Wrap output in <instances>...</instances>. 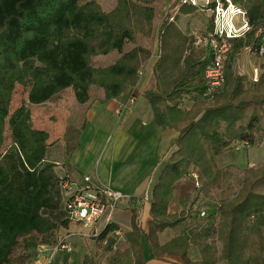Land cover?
<instances>
[{"label": "trees", "instance_id": "16d2710c", "mask_svg": "<svg viewBox=\"0 0 264 264\" xmlns=\"http://www.w3.org/2000/svg\"><path fill=\"white\" fill-rule=\"evenodd\" d=\"M153 1L116 0L105 12L96 0H0V264H32L36 247L53 244L57 230L70 222L60 186L68 176L58 175L56 164L46 158L48 132L33 127L24 104L9 113L15 85L28 88L30 104L43 103L66 88L81 104L89 102L92 86L102 90V101L123 94L136 85L151 54L142 45L123 47L136 34L151 36ZM233 1L244 10L249 29L230 39L224 84L211 95H204L208 51L191 48L189 37L168 18L159 26L155 88L145 96L155 124L177 131L175 149L152 187L147 230L131 208L130 229L106 264H145L144 244L152 258L177 256L182 264H264V162L240 172L233 164L216 163L236 142L251 146L264 136V0ZM212 28L210 13L206 30ZM260 47L263 61L255 80L233 71L241 49L259 55ZM114 50L119 55L112 63H92L93 56ZM186 97L192 103L185 107ZM6 125L10 142L3 147ZM71 129L64 139L67 154L79 132ZM192 171L199 186L178 198L179 211L170 212L175 185L185 178L194 184ZM202 198L215 203V210L194 217L206 205ZM165 228L174 233L161 243L158 234ZM112 229L110 221L99 237Z\"/></svg>", "mask_w": 264, "mask_h": 264}, {"label": "crops", "instance_id": "0c3cea01", "mask_svg": "<svg viewBox=\"0 0 264 264\" xmlns=\"http://www.w3.org/2000/svg\"><path fill=\"white\" fill-rule=\"evenodd\" d=\"M156 1L152 3L155 9L152 34L150 37L140 34L144 38L155 36V45H142L149 48L151 54L139 69V79L136 85L115 98L102 101L103 93H101L99 98H90L89 102L83 103L85 104L84 114L78 127L79 132L74 148L67 154L64 150V141L61 143L64 162L55 167L58 175L62 173L61 175H67L71 180L76 181L81 180L84 176H90L96 183L109 186L125 194L119 201L117 213H113L111 219V226L114 229L102 234L101 237L99 235L104 226L102 222H97L92 228L97 230V235L88 238L81 235V232H85L87 228L73 221H70L66 227H60L55 233V242L60 236L65 235L70 246L74 235H79L84 240H94V251L84 254L82 264H89L90 262L106 264V257L111 250L123 241V232L130 229L131 208H136L141 227L144 231L147 230V222L150 219L151 190L157 181L162 166L168 161L166 159L167 152L173 145L172 142L177 135L176 130L161 129L155 124L151 105L145 96L147 92L153 91L155 88L154 63L158 56L157 33L159 26L165 19L166 11L174 0ZM181 5L179 3L176 8L177 13L171 21L191 40L194 31L206 30L209 14L204 11L210 10L200 7L192 9L194 7L187 4L182 7ZM191 48L197 50L192 45ZM243 51L251 53L248 48H243L237 55V63L243 66L242 73L247 70L246 63L240 58ZM207 55L208 53L204 52V58ZM99 56L106 57V55ZM105 65L108 64L101 66ZM258 73L255 77L249 79L255 80ZM58 93L54 96L57 97ZM131 93L135 96L134 102L128 109H123L120 114H117V107H122ZM54 96L51 98L53 99ZM47 101L31 105L38 107L45 105ZM184 103H186V107L192 103V100L186 97L183 105ZM30 112L33 127L45 130V128L39 127V123L45 121L44 115H33L34 110H30ZM46 131L50 137L49 131L47 129ZM216 163L219 166L231 164L225 160L219 161L218 157H216ZM252 164L253 162L249 163L248 166ZM190 181V178H185L181 183L175 185L169 205L170 212L180 210L178 198L189 193ZM145 197L146 199H144ZM176 230H180V227H177ZM173 233L174 229H163L158 234L159 241L161 243L167 241ZM53 244H41L42 249L40 252L35 251L32 264H70L72 258L69 253L72 249L70 252L59 250L52 255L51 248ZM143 253L145 264H182L181 259L177 256L166 255L162 259L152 258L145 244ZM190 253L194 257L198 256L195 247L190 248Z\"/></svg>", "mask_w": 264, "mask_h": 264}, {"label": "built area", "instance_id": "2783aa9c", "mask_svg": "<svg viewBox=\"0 0 264 264\" xmlns=\"http://www.w3.org/2000/svg\"><path fill=\"white\" fill-rule=\"evenodd\" d=\"M181 3L201 7L212 4L208 8L213 15L212 30L195 32L191 36V45L194 48H204L208 51L209 60L203 70L204 95H211L224 84V59L231 49L230 39L242 35L249 29V25L244 10L233 0H181ZM262 52L263 48L260 47L258 53L261 54ZM134 99V94H129L124 105L117 107V114H120L123 109H128ZM246 145V141H238L233 144V147L239 149L241 146ZM189 176L192 178L194 185L199 186L197 173L192 171ZM60 186L64 195L62 208L65 217L86 227L87 230L81 232V235L85 237L97 235V230L92 229L97 222H102L104 228L111 221L115 208L125 196L118 190L96 183L90 176H84L81 181L65 178L61 180ZM200 214L204 215L205 212L201 211ZM41 249L42 245L40 244L36 247V252H40ZM71 249L64 235L60 236L53 244L51 253L53 255L59 250L70 252Z\"/></svg>", "mask_w": 264, "mask_h": 264}, {"label": "rangeland", "instance_id": "374dc122", "mask_svg": "<svg viewBox=\"0 0 264 264\" xmlns=\"http://www.w3.org/2000/svg\"><path fill=\"white\" fill-rule=\"evenodd\" d=\"M100 7L105 11L109 12L115 5L116 0H96ZM161 2V0H157L156 2ZM155 2V0L153 1ZM181 0H174L173 4L168 8L165 13V18L169 20H173L175 14L177 13L176 8L178 7ZM202 9H207L205 7H201ZM201 9V10H202ZM205 13L210 14L211 11H204ZM203 13V14H205ZM197 31H194L195 33ZM192 33V34H193ZM155 36L153 38H144L140 34L135 35L134 41L126 42L124 44L123 49L128 50L135 44L139 45H155ZM155 47V46H154ZM251 52V51H250ZM119 53L114 51L109 52L106 54V57H101L99 55L93 56L92 63L95 66H101L103 64H109L115 61L118 57ZM241 60L246 63V72L242 73L243 66L237 63L236 59L232 63V69L237 74H245L248 78L255 77V75L260 71V61H262V57L256 55L255 53L245 52L241 53ZM262 58V59H261ZM239 66V67H238ZM241 72V73H238ZM27 87H24L20 84H16L10 104H9V113H11L15 108L19 105L24 104L26 105L29 110L33 111L34 114H43L44 115V123H39V127L45 128L49 131L50 137L47 139L48 148H47V155L46 158L50 161H53L56 166L62 164L64 162V155L62 156V141L65 139V135L68 133H73L74 130L71 128H78L82 122L83 114H84V106L85 104H80L76 100H74L72 91L70 88H66L60 91L57 94V97L54 96L53 99L51 98L49 101L46 102L45 105L42 106H32L26 100L27 95ZM102 90L98 87L92 86L90 88V97L91 98H99L101 96ZM184 103L183 106H185ZM31 113V112H30ZM32 121V119H31ZM34 122V121H33ZM65 131V132H64ZM64 132V133H63ZM5 140L3 143V147H5L10 142L9 136V128L8 125L5 127ZM72 139L74 135L70 136ZM258 139L260 141H258ZM255 140L254 145L249 146H241L239 149L232 147L230 150L222 153L218 156V160H225L230 162L234 165V170L236 172H240L243 168L248 167L249 163L253 162L252 165H257L264 162V136L260 137ZM175 149V145H172L171 148L168 150L166 159H169L170 153ZM95 165V164H94ZM55 166V167H56ZM62 173H59L61 175ZM69 178V177H67ZM82 180V179H81ZM79 180V181H81ZM191 182V188L189 189V193H191L195 186ZM63 191V190H62ZM202 203L206 204L205 206L199 207L195 213H193L194 217L199 216H206L207 214L211 213L215 210L216 204L209 201L208 198H202L200 200ZM206 202V203H205ZM201 211H204L205 214L201 215ZM117 213V207L114 210V214ZM88 238V237H87ZM72 246V251L69 253L70 257L72 258V262L70 264H82V259L85 253H89L90 251H94L95 242L94 240H84V238L80 237L79 235L73 236L70 242ZM66 252V251H65ZM67 254V253H66ZM100 264V263H99Z\"/></svg>", "mask_w": 264, "mask_h": 264}]
</instances>
